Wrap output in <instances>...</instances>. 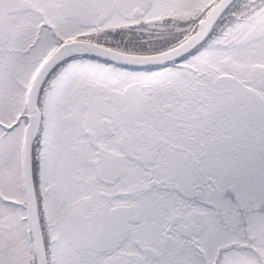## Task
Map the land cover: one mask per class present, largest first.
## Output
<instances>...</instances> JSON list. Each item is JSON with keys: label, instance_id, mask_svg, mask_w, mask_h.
<instances>
[{"label": "snow or ice", "instance_id": "obj_1", "mask_svg": "<svg viewBox=\"0 0 264 264\" xmlns=\"http://www.w3.org/2000/svg\"><path fill=\"white\" fill-rule=\"evenodd\" d=\"M0 264H264V0H0Z\"/></svg>", "mask_w": 264, "mask_h": 264}]
</instances>
